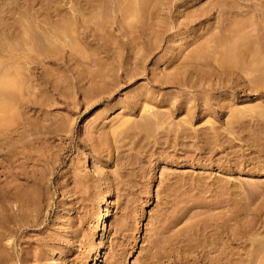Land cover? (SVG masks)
<instances>
[{"label":"rangeland","instance_id":"rangeland-1","mask_svg":"<svg viewBox=\"0 0 264 264\" xmlns=\"http://www.w3.org/2000/svg\"><path fill=\"white\" fill-rule=\"evenodd\" d=\"M0 233L2 264H264V0H0Z\"/></svg>","mask_w":264,"mask_h":264},{"label":"bare ground","instance_id":"bare-ground-1","mask_svg":"<svg viewBox=\"0 0 264 264\" xmlns=\"http://www.w3.org/2000/svg\"><path fill=\"white\" fill-rule=\"evenodd\" d=\"M245 13V12H244ZM260 17V16H259ZM263 21V20H262ZM263 25V24H262ZM256 29V28H255ZM257 46H255L254 48H256ZM257 49V48H256ZM197 58V57H196ZM194 61L196 62V60L194 59ZM217 66H218V64H216ZM220 67V66H219ZM217 73V72H216ZM219 74V73H218ZM217 74V75H218ZM247 74V73H246ZM216 75V76H217ZM250 79V78H249ZM182 80V79H181ZM206 80V79H205ZM17 81V80H16ZM199 81V80H198ZM15 82V81H14ZM217 82V81H216ZM12 83V82H11ZM181 84V83H180ZM197 84V83H196ZM178 85V84H177ZM183 85V84H182ZM197 86V85H196ZM13 87H15V86H13ZM16 87H17V85H16ZM248 88V87H247ZM253 90V89H252ZM186 95H188V94H186ZM83 103V102H82ZM135 105V104H134ZM185 105V104H184ZM191 108V107H190ZM149 109V108H148ZM134 111V110H133ZM149 112H151V110L149 111ZM152 113V112H151ZM157 113V112H156ZM159 114H161V113H159ZM147 116V115H146ZM141 118H143V117H141ZM147 119V122H151V119H152V117H151V119H150V121H148L149 120V117L148 118H146ZM145 118H144V120H146ZM155 119V118H154ZM164 119V118H163ZM154 121V120H153ZM161 121V120H160ZM163 121V120H162ZM158 122V121H157ZM125 123V122H124ZM155 123H156V121H155ZM168 123V122H167ZM121 124V123H120ZM138 124V123H137ZM158 124H159V122H158ZM122 125H123V122H122ZM126 125V124H125ZM139 125V124H138ZM142 125V124H141ZM183 125V124H182ZM134 126V125H133ZM132 126V127H133ZM117 127H118V125H117ZM124 127V126H123ZM142 127V126H141ZM150 127V126H149ZM158 127V126H157ZM184 127V126H183ZM186 127V126H185ZM119 128V130H120V127H118ZM128 128V127H127ZM127 128H126V130H127ZM151 128V127H150ZM154 128V127H153ZM173 128V127H172ZM163 129V128H162ZM164 129H165V127H164ZM159 130V129H158ZM117 131V130H116ZM124 131V130H123ZM139 131V130H138ZM173 131V130H172ZM186 132V131H185ZM118 133V132H117ZM169 133H170V131H169ZM120 134H121V132H120ZM149 134H151V133H149ZM179 134H182V133H179ZM179 134H178V136L177 137H179ZM208 134V133H207ZM141 135V134H140ZM152 135V134H151ZM156 135V134H155ZM206 135V134H205ZM130 136V135H129ZM132 136V135H131ZM158 136V135H157ZM168 136H170V135H168ZM173 136V135H172ZM185 136V135H184ZM162 137V136H161ZM181 137V136H180ZM200 138H201V136H199ZM203 137V136H202ZM217 137V136H216ZM164 138V137H163ZM183 139H185L184 137H182ZM190 138V137H189ZM193 138V137H192ZM206 139H207V136L205 137ZM209 138V137H208ZM211 138V137H210ZM165 139V138H164ZM147 140V139H146ZM156 140H158V139H156ZM167 140H168V138H167ZM170 140V139H169ZM168 140V141H169ZM175 140H176V138H175ZM178 140V139H177ZM203 140V139H202ZM179 141V140H178ZM183 141V140H182ZM184 141H186V140H184ZM176 142V141H175ZM171 144V143H170ZM210 151V150H209ZM108 194H106L105 195V197H104V199L103 200H105V198H106V196H107ZM108 212L106 211V210H103V211H101V213L99 214V217H98V223L100 224V225H104L105 224V220L108 218ZM162 232H163V230H162ZM2 233V232H1ZM0 233V234H1ZM2 236V235H1ZM0 236V237H1ZM4 246H5V244H4ZM3 247V246H2ZM223 247V246H222ZM3 248H6V247H3ZM1 249V248H0ZM2 250V252L3 251H5V249H1ZM225 250H226V248H225ZM222 251H224V250H222ZM222 253V252H221ZM226 253V252H225ZM5 254V253H4ZM3 255V254H2ZM1 255V256H2ZM6 255H7V253H6ZM5 255V256H6ZM4 256V257H5ZM203 256V255H202ZM201 256V257H202ZM4 257H2V260H3V258ZM9 257V256H8ZM1 258V257H0ZM6 258H7V256L5 257V260H6ZM221 258V259H220ZM219 258V255H218V259L216 258V260L214 261V264H226V263H228V262H224V261H222V263L221 262H219V261H221L222 260V256ZM205 259V258H204ZM96 260H98V258L97 257H95L94 258V261H93V264H95L96 263ZM195 260H196V258H195ZM225 260V259H224ZM4 261V260H3ZM2 261V262H3ZM7 261H9L10 262V259L9 260H7ZM6 261V262H7ZM197 261V260H196ZM205 261V260H204ZM211 261V260H210ZM213 261V260H212ZM230 261V260H229ZM5 262V261H4ZM209 262V261H208ZM197 263V262H196ZM210 263V262H209ZM0 264H2V263H0ZM194 264H195V262H194Z\"/></svg>","mask_w":264,"mask_h":264}]
</instances>
